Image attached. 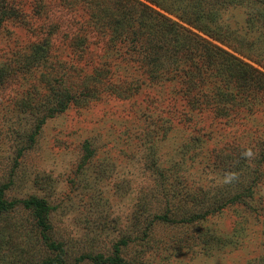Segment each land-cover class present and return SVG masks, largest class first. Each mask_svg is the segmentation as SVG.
<instances>
[{
    "label": "rangeland",
    "instance_id": "obj_1",
    "mask_svg": "<svg viewBox=\"0 0 264 264\" xmlns=\"http://www.w3.org/2000/svg\"><path fill=\"white\" fill-rule=\"evenodd\" d=\"M90 1L0 0V199H43L49 225L0 209V264H264V0H138L161 27L138 47L101 11L125 0ZM177 57L190 97L166 75Z\"/></svg>",
    "mask_w": 264,
    "mask_h": 264
},
{
    "label": "trees",
    "instance_id": "obj_2",
    "mask_svg": "<svg viewBox=\"0 0 264 264\" xmlns=\"http://www.w3.org/2000/svg\"><path fill=\"white\" fill-rule=\"evenodd\" d=\"M125 1H124V3H121V4L119 2H116V4H115L112 1L113 4L115 5L114 7L119 9V11L120 10L122 11L120 15H119V12H117L115 15H113L114 9H110V8H109V10H107L105 8L101 9V7H103V4H101L100 1H98V0H91L90 2L92 4H90L88 7L91 6L93 8H98L99 11H100V9H101V11L104 10V19L109 21V26H106L107 29L114 30L115 33H119V34H131L132 33L131 37L128 38V40L130 42L133 40L134 36L137 35L136 45L138 47L139 45H141L139 43L138 35L143 34V33H139V32H142V28H146L145 30L143 29V31L145 33L146 32L150 33L153 30H160V28H161L160 25L159 26L158 25L155 26V22L157 24L159 19L157 18L156 15H154L150 11L148 13V16H147L146 20L140 18L141 20L139 19L138 20L139 22L136 21L135 13H133L131 11V7L130 6H134L137 9H139V6L140 7H145V8H148V9H152V8L149 7L147 4H144V3H142V2H140L138 0H125ZM150 1L155 3L160 8H164V9L167 8L166 10H168V11L171 10V9H168V6L166 7V4H165L164 1H161V0H150ZM197 1H199V0H191L190 4L194 5L193 3H196ZM209 1H214L217 5L218 4H224L225 6H227L229 4L232 5V6H235V4H236L238 6V4L247 3V6L250 7L251 10H253L254 6H256V4H254V2L256 3L257 0H209ZM245 1H247V2H245ZM104 7H106V6H104ZM170 12H173V11H170ZM154 13H155V11H154ZM156 14L159 15L160 18H162L161 17L162 15L160 13L159 14L156 13ZM250 15H252V12L250 13ZM166 19L167 18L165 17L162 20L161 26H162L163 31H164L163 21L166 20ZM154 20H155V22H153ZM137 22L139 24H138V27L135 29L134 26L137 24ZM187 32L188 31H186V33H184L185 35L183 34L182 39L180 41H178L183 46L187 45V43H188L187 41L190 39V36H189V34H187ZM159 50H160L159 48L157 49V48L153 47V50L146 51V52L143 51V53H142V54L145 55V56L143 55V57H147V58L149 57V60H151V62L156 63V65H153L154 69L152 71L154 73L153 74V78H156L157 80H158L159 75H160L159 64H158L157 61H159V56H161V54L163 53L161 50L160 51ZM230 57L233 58V62L231 64L232 71H227V72H229L228 75L234 73L233 69L235 71H237V67H239V66H240V69L237 72V76L238 77L240 75H243L246 72V70H250V67L248 66L247 63H243V61L239 62L240 59L236 61L237 57H235L233 55H231ZM175 63H177V65H175ZM182 63L184 65H182ZM191 67H192V65H190V63L187 62L185 60V58L177 57V58H175V62L173 64V66L171 64L169 65L168 72L166 74V75L169 74L168 75L169 77L167 76V78H169L168 80H176V79L179 80L182 83V85L184 86L183 90H184V92L187 95L192 92V89H193L192 86L194 85V83H193L194 82V78H195V76L197 74V71H195V69L191 68ZM137 71H138L137 69H135V70L132 69L131 71H129L127 76H130V78H129L127 84H130V85L132 84L131 76H135V73ZM231 76L234 77V74L231 75ZM225 78H226V76H225ZM227 78H228V76H227ZM239 79L241 80L240 77H239ZM124 82H125V79L123 80V82H121V86L124 85L123 84ZM241 84H242V81H240L239 86H238V83H237L236 89L239 90V91H242ZM245 87H246V83L243 82V89L244 90H245ZM124 89L127 91L128 87L126 86ZM229 94L233 95V93H229ZM188 96L190 97V94ZM222 96L227 98L226 94H223ZM235 100H236V98H235ZM235 100L233 101V104L235 103ZM246 148H249V147H246V145H244L243 147L233 148V149H231L230 152H232L234 154L230 153L228 155L230 156V158L239 161L247 153L248 150ZM259 161L261 162V160H259ZM260 168H262V167H260ZM260 175H261V172H259V173L255 172L254 173V176H255V179H256V181H255L256 187H259L258 176H260ZM263 177L264 176L262 174V176H260V178H263ZM252 191L255 192V190H252ZM257 193H258V191H257ZM259 198L262 200V197H259ZM19 203H22L27 208H34L37 211V215L39 217V224L41 226H43L44 228L49 227V225L47 223V216L45 215V213H46V204H45V201L43 199H39V198H35V197H31L29 199H24L22 201H18V200L6 201V200H3V199H0V209H4L6 207L7 208H13V207L16 206V204H19ZM262 211H264V204L261 205L259 207V209H258L259 213H261ZM50 248L54 249V250H58L59 253H64V249H63L62 245L57 244L54 241H52L50 243ZM104 261L107 262L108 264H122V263H124L123 259L120 256L108 257V258H105Z\"/></svg>",
    "mask_w": 264,
    "mask_h": 264
}]
</instances>
